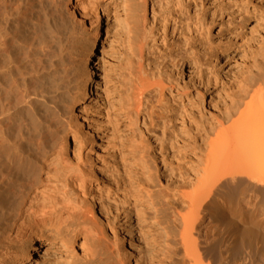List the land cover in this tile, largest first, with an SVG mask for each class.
<instances>
[{
	"label": "rangeland",
	"instance_id": "rangeland-1",
	"mask_svg": "<svg viewBox=\"0 0 264 264\" xmlns=\"http://www.w3.org/2000/svg\"><path fill=\"white\" fill-rule=\"evenodd\" d=\"M156 7L157 42L149 49L151 51L145 55L143 61L147 60L152 65L161 61L163 65L161 66L166 72V75L163 76L169 78L167 76L171 77L172 74L170 84L175 86L172 97L177 98L171 100L174 121L167 127L166 134H162V129L159 126L162 121L159 120L161 117H165L166 121L170 119L163 114L157 122L153 120V125L148 121L147 125L148 127L150 125L152 132L144 138H141L135 119L130 116L129 109H127L126 96L128 97L129 91L133 89L134 83L131 84L130 76L127 77L126 74L127 78L125 77V72L128 73L124 67L128 66V63L124 65L126 61L128 62V58L126 59L127 49L120 32L116 31L115 21L109 19L110 28H112L107 30L108 21L106 23L105 14L101 10L104 45L101 44V41L96 48V56L89 59V65H93V67L99 62V69H97L99 71L96 70L98 91L94 93L89 105L86 106L87 111L85 109L84 116L82 115L81 120L86 122V124L83 122L82 129L84 130H82L76 123L72 124L74 120L72 112L69 110V103L75 101L79 90L76 82L81 80L78 78L83 75L81 70H83L87 54L89 34L85 30L83 31L81 25L76 21L74 22L71 18H69L70 21L69 19L67 21V17H64L62 24H60L61 22L59 24L52 22L53 28L44 26V29H41L45 33V35L41 33L44 36L42 38H46L45 40L42 39L41 43L32 42L31 36L33 37L34 34V38L36 37L33 28L36 19L29 17L26 19L30 26L25 33L28 35V39H31L26 45L30 44V48L24 45L25 49L24 47L21 49L23 53L19 52L21 54L17 56L16 72L18 77L16 76V78L21 83L22 77H26L29 82L27 81L26 91L23 83L17 91L31 93L34 87L44 80L43 76L47 71L57 65L56 62L61 65L66 61V65L61 66L73 68L72 83L75 84L73 83L69 92L74 95L68 94L64 102V113L61 116L63 126L59 125L58 128L61 127V129H58V134L62 135L63 139L66 138L70 154L76 152L77 142L83 141L82 152L87 157L86 164L91 170H97L95 177L93 176L95 187H92L91 190L97 203L95 211L99 214L97 205L102 204L109 216L108 220L104 222L95 220L98 226L104 228L105 233L109 236V241L100 244L91 243L90 249H88V245L80 246L82 242V236H80L74 244L75 248L72 252L69 250V246L62 244V235L52 233L50 239L39 246L35 253L36 259L32 264H67L68 261H73L75 264H171L178 260L169 256L170 231L174 228L176 237H178L182 229L178 213L176 226L172 224L173 212L175 210L186 212L189 209L185 208L182 203L181 195L183 192L185 194L192 192L198 183L206 157L207 135L217 124L218 119L224 113L226 114L241 89L239 86H242L245 79L250 77V74L264 70V48H262V45L264 47V0H194V3L189 6V11L183 7V15L180 18L189 21L190 31L182 33L177 31L172 35V27L168 26L165 31L167 35L165 42L162 41L164 34L161 20L168 13H173L177 18L179 11L173 7L172 0H157ZM149 10L151 11V4ZM149 16H152L151 12H149ZM59 17H63V14L62 16L59 14ZM204 19L210 23L209 33H202L199 37L193 38L191 34L195 30V24L197 26L198 23H202L201 20L204 22ZM71 21L74 22V25L71 24L73 23ZM112 22L113 24H111ZM62 25L66 26L65 29ZM66 30L70 33L67 34ZM61 32H63L62 35ZM56 33L59 38L64 39L65 44L55 36ZM68 35L70 36L68 37ZM189 38L190 40L185 44V40ZM65 39L68 41L67 44ZM46 40L51 41L49 43ZM49 45L51 46L49 47ZM37 48L41 49L37 51ZM46 52L49 54L47 55ZM61 52H66L65 54L69 56L63 55ZM58 54L60 55L58 56ZM38 57L40 60L37 59ZM69 57L71 60H68ZM27 61L30 64L26 63ZM135 61L137 60L135 59ZM136 63L134 62V64ZM144 65L146 66L147 63L145 62ZM137 66L135 67L137 68ZM47 68L49 69L47 70ZM23 69L26 71L28 69V71ZM39 69L45 71H39ZM134 71L137 70L134 69ZM34 72L35 74H33ZM21 75L23 76L21 77ZM33 76H36L37 79ZM4 77L0 80L1 84L4 82L2 85L0 84V93H4L5 91L2 90H6L7 87L5 93H9V84L13 83V77L6 76L8 79ZM129 84L132 85H130L131 90ZM182 84H185L184 89L180 87L179 92L176 87L179 88V86H183ZM124 86H129V90L127 91ZM127 93L128 95H126ZM2 101L4 102L1 97L0 102ZM67 114L68 116H66ZM87 125L89 126L87 127ZM86 128L88 130L92 128L91 130L95 132L86 135ZM61 132L65 133L64 136ZM152 133H156L158 137L153 136ZM59 135L56 139H62ZM88 161L92 164H88ZM221 193L220 198L217 197L218 199L221 200L225 197L232 202L237 200L240 205L254 211L258 216H256L257 219L264 220V186L242 179L230 187H225ZM214 215L210 217L207 214H201L202 218L198 227L200 243L204 247L203 250L208 253V257L202 260V264H211V259L215 262L221 261L223 264L224 262H226L225 264H243V260L248 264H264V235L258 233L260 227H255L253 222H247L246 229H241L242 235L240 236V233L235 235L223 222L219 212ZM99 216H102L101 213ZM171 226L173 227L171 228ZM227 230H230L229 233ZM250 231L252 232L250 233ZM243 232L245 233L243 234ZM220 255L223 256V260Z\"/></svg>",
	"mask_w": 264,
	"mask_h": 264
},
{
	"label": "bare ground",
	"instance_id": "bare-ground-1",
	"mask_svg": "<svg viewBox=\"0 0 264 264\" xmlns=\"http://www.w3.org/2000/svg\"><path fill=\"white\" fill-rule=\"evenodd\" d=\"M172 1L173 7L179 11V15L176 18L173 13H168L162 18L163 42L166 40L165 31L168 26L172 27V35L177 31L182 33L191 29L189 21L180 18L183 15V7L189 11V6L194 3V0ZM156 2L157 0H0V80L3 76H5L4 78L12 76L14 83L10 82V86L8 85L9 93H5L8 89V87L5 88L6 86H4L6 90H2L5 92L0 93L4 100V102H0V264H32L36 259L35 253H37L39 246L44 241L49 240L53 235L52 233L62 235V244L69 246V250L72 252L75 248L74 244L80 236H82L80 246L88 245V249H90L91 243L100 244L109 241V236L105 233L104 228L98 226L95 221L98 219L104 222L109 218L102 204L97 205L99 214L101 213L102 216H99L95 211L97 203L91 190L92 187H95L93 176L95 177L97 170L93 169V172L86 164L87 157L82 152L83 141L77 142L78 153L76 150L75 153L70 154L66 138L63 139L62 135L58 134L61 129L58 127L62 123L64 102L68 94H73L69 92L74 83H72L73 68L68 67V69L65 68L66 66L63 68L61 65H66L67 62L62 57L65 63L58 65L56 62L57 65L54 63L56 66L53 68L50 63L52 69L47 73L45 72L46 74L43 76L45 78L41 83L37 81L40 84H37L32 91L30 89L31 93H19L17 91L22 83L25 85L26 91L28 81L26 77H22L23 75H21V83L16 78L17 56L30 39L25 33L30 26L26 19L28 17L36 19L33 27L36 37L34 38V34L33 37L31 36L32 42H40L44 39L42 38L44 37L43 34L41 35L44 33L41 30L44 29V26L53 28L52 22L57 24L61 22L60 24H62L64 17H67V21L69 18L73 19L74 22L76 21L81 25L83 31L85 30L89 34L87 54L83 70H81L83 75L81 78L76 75L79 77L78 79H81L76 82L79 90L75 96V101L69 103V110H71L74 120L72 124L76 123L80 129L83 128L84 123L86 124L81 120L86 106L89 105L94 93L98 91L96 70L99 69V62L93 67V65H89V59L94 55L96 56V48L101 41V44L104 45L101 10L105 14L106 23L108 21L107 30L110 28L109 19L115 21L116 31L120 32L127 49L126 59L128 58V62L126 61L124 65L128 63V66L127 68L124 67L128 73L125 72V77L127 74V77L130 76L131 84L134 83L132 90V85L129 84L131 91H129V95L126 94L128 95V97L126 96L127 109H129L130 116L135 119L141 138H144L152 132L150 125L149 127L147 125L148 121L153 125L154 121L157 122L161 115H166L170 120L166 121L165 117H161L159 120L162 121L159 126L163 135L166 134L167 127L174 121V114L171 109L173 104H171V100L174 99L172 95L175 91V86L170 84L172 74L171 77L170 75L167 76L169 78L163 76L166 75V72L161 61L152 65L146 60V66L143 61L145 55L151 51L149 49L157 42L158 35L155 30ZM150 4L151 11L149 10ZM149 12L152 13V16H149ZM59 14L61 16L63 14V17H59ZM202 20V23H198L200 26L195 24V32L193 31L191 34L193 38L199 37L202 33H209V21L206 22L207 20L204 19L203 22ZM74 22L71 24L74 25ZM71 27L69 29L72 30L73 27ZM48 31L50 32V30ZM58 34L56 33L55 36L58 37ZM61 38L58 37L63 41L64 39ZM65 40L67 44L68 41ZM188 40L190 38L184 43L187 44ZM63 42L65 44V41ZM58 45L60 46L59 43ZM28 46L30 48V44ZM40 46L42 48V45ZM45 48L47 47L45 46ZM262 48H264L263 45ZM37 59L40 60L39 57ZM69 59L71 60L70 57ZM72 60L74 59L72 58ZM134 62L139 63H136L138 66ZM26 63L30 64L28 61ZM44 65L46 64L44 63ZM44 69H39V71H45ZM75 69L78 71L77 68ZM127 80L125 81L128 82L129 80ZM182 85L179 88L176 87V90H181L180 87L184 89L185 84ZM2 87L1 89H4ZM128 87H125L127 91L129 90ZM240 87L237 97L226 114L224 113L218 119L217 124L212 127L207 135L206 157L197 185L189 194L183 192L181 195L182 203L185 208L189 209L186 212L175 210L173 219L171 216V222L176 226L178 213L182 226L178 237H176V230L172 228L173 226H171L172 229L170 228L169 256L178 259L171 264H202V260L208 257V253L203 250L204 247L200 243L198 229L200 219L204 216H201L203 213L213 217L214 213L216 215L219 212L223 222L231 229L232 234L240 233L241 236V229H246L247 222H253L255 227H260L258 233L264 235V220L257 219L258 216L254 211L240 205L237 200L232 202L225 197L221 200L218 199L225 187H230L242 179L264 186V70L250 74V77L246 78ZM127 91L125 90V92ZM66 122L68 123V121ZM91 129L85 131L87 132L86 135L95 132ZM64 132H61L63 136ZM57 135L62 139L57 138L59 139L57 140ZM152 135L158 137L156 133H152ZM88 164L92 163L88 161ZM227 231L229 233L230 230ZM260 235L257 236L260 237ZM220 258L223 260L222 255ZM67 264L75 263L68 261ZM211 264H223V262H215L211 259ZM243 264L248 263L243 260Z\"/></svg>",
	"mask_w": 264,
	"mask_h": 264
}]
</instances>
